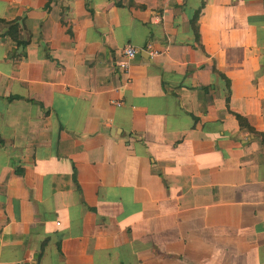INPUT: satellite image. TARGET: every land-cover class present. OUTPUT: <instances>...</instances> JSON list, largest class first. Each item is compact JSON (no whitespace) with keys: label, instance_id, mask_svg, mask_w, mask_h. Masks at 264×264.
Instances as JSON below:
<instances>
[{"label":"crops","instance_id":"obj_1","mask_svg":"<svg viewBox=\"0 0 264 264\" xmlns=\"http://www.w3.org/2000/svg\"><path fill=\"white\" fill-rule=\"evenodd\" d=\"M0 264H264V0H0Z\"/></svg>","mask_w":264,"mask_h":264},{"label":"built area","instance_id":"obj_2","mask_svg":"<svg viewBox=\"0 0 264 264\" xmlns=\"http://www.w3.org/2000/svg\"><path fill=\"white\" fill-rule=\"evenodd\" d=\"M143 51H146V53L150 57L157 54V51L151 47L150 43L145 44V49ZM138 52L139 51L134 46H132L130 44H125L122 47V49L120 51V59L115 62V69L117 70L118 73H120L123 76L124 82L121 83L117 87V91H119V92L123 91L124 86H125V82H126L125 78H126V75L128 73V69H129V61L132 60L138 54ZM112 104L115 106H119L121 104V101L116 100V101H113Z\"/></svg>","mask_w":264,"mask_h":264},{"label":"trees","instance_id":"obj_3","mask_svg":"<svg viewBox=\"0 0 264 264\" xmlns=\"http://www.w3.org/2000/svg\"><path fill=\"white\" fill-rule=\"evenodd\" d=\"M197 14H198V11L193 16L194 21H196V19H197ZM194 34H195V38L197 39L198 38V34H197V28H196V26L194 27ZM218 75L222 77L221 74H218ZM234 116H235V118H236L239 126L243 127L245 125V123H244L245 121L238 114H235Z\"/></svg>","mask_w":264,"mask_h":264}]
</instances>
